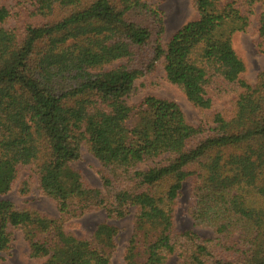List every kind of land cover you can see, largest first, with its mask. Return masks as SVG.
Masks as SVG:
<instances>
[{
    "label": "trees",
    "instance_id": "trees-1",
    "mask_svg": "<svg viewBox=\"0 0 264 264\" xmlns=\"http://www.w3.org/2000/svg\"><path fill=\"white\" fill-rule=\"evenodd\" d=\"M17 1L34 4L42 21L17 28L0 5V195L25 168L21 192L35 183L60 217L0 199V254L19 230L41 264H111L114 225L77 237L65 221L96 209L120 219L133 209L126 264L173 256L177 264H264V70L248 83L232 44L260 3L264 46V0H192L196 18L165 46L164 16L151 0ZM160 60L206 123L190 124L163 98L126 103ZM225 97L229 108L214 110ZM83 143L100 163L101 187L71 167ZM185 182L188 215L213 238L176 229Z\"/></svg>",
    "mask_w": 264,
    "mask_h": 264
},
{
    "label": "rangeland",
    "instance_id": "rangeland-1",
    "mask_svg": "<svg viewBox=\"0 0 264 264\" xmlns=\"http://www.w3.org/2000/svg\"><path fill=\"white\" fill-rule=\"evenodd\" d=\"M228 1V0H227ZM157 5L164 16V31L161 37V44L165 46L172 35L180 29L187 21L196 18L197 13L193 7L192 0H151ZM0 5L5 6L14 15L12 26L23 27L27 23L42 21V18L33 16L34 4H19L17 0H0ZM260 3L255 4L253 13L250 14V24L246 31L234 34L232 39L236 53L245 63L243 78L250 84L257 82L259 74L264 70V46L258 44V18ZM163 60L157 62L154 71L134 82V90L125 98L126 103L135 107L138 106L145 97L155 96L177 103L182 109L186 120L198 126L203 122L202 113L194 107L185 95L174 85L170 84L165 76ZM231 97H225L215 102L214 110L225 111L229 108ZM207 111L206 114H211ZM71 167L79 171L86 182L92 187H101L99 170L101 168L98 160L92 155L86 143L81 147L80 158L71 164ZM29 174L28 170L22 168L14 187L5 195H0V199L10 200L15 207L22 209H33L42 215L51 218H59L55 202L41 194L35 183L27 192H21L25 177ZM190 185L185 182L181 189L178 203L174 210V223L179 231L191 230L203 238H213L214 232L210 228L200 227L194 224L188 215L190 206ZM134 210L120 219L108 218L102 209L91 210L83 217L78 219L65 218V229L77 237H90L97 225L108 223L117 228L115 237L116 247L111 256V264H126L125 252L128 240L133 229ZM2 264H41L42 259L30 257V251L23 233L19 230L12 231V242L10 247L0 254ZM164 264H177L175 256L171 257Z\"/></svg>",
    "mask_w": 264,
    "mask_h": 264
}]
</instances>
